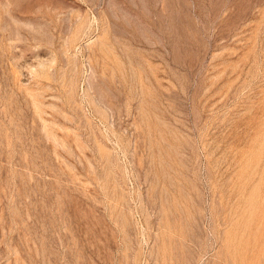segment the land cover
Instances as JSON below:
<instances>
[{"label":"rangeland","instance_id":"obj_1","mask_svg":"<svg viewBox=\"0 0 264 264\" xmlns=\"http://www.w3.org/2000/svg\"><path fill=\"white\" fill-rule=\"evenodd\" d=\"M0 264H264V0H0Z\"/></svg>","mask_w":264,"mask_h":264}]
</instances>
